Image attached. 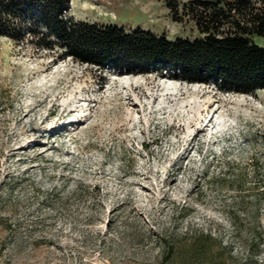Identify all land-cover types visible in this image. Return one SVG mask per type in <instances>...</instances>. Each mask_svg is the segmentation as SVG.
<instances>
[{
  "label": "rangeland",
  "instance_id": "obj_1",
  "mask_svg": "<svg viewBox=\"0 0 264 264\" xmlns=\"http://www.w3.org/2000/svg\"><path fill=\"white\" fill-rule=\"evenodd\" d=\"M68 16L199 35L163 0ZM58 54L0 36V264H264V88Z\"/></svg>",
  "mask_w": 264,
  "mask_h": 264
},
{
  "label": "trees",
  "instance_id": "obj_2",
  "mask_svg": "<svg viewBox=\"0 0 264 264\" xmlns=\"http://www.w3.org/2000/svg\"><path fill=\"white\" fill-rule=\"evenodd\" d=\"M163 1L175 20L191 18L199 35L172 40L151 30L74 20L70 0H0V36L58 48L59 56L101 71L107 65L128 72L164 68L233 92L264 88V45L253 39L264 38V0ZM255 196L264 204V189Z\"/></svg>",
  "mask_w": 264,
  "mask_h": 264
},
{
  "label": "bare ground",
  "instance_id": "obj_3",
  "mask_svg": "<svg viewBox=\"0 0 264 264\" xmlns=\"http://www.w3.org/2000/svg\"><path fill=\"white\" fill-rule=\"evenodd\" d=\"M71 111H73V109L70 110L69 112H71ZM74 121H76V119H74ZM58 124H59V123H58ZM58 124L54 125L51 129H53V128L55 129L56 127H58V126H59ZM59 127H60V126H59ZM61 127H62V126H61ZM51 129H50V130H51ZM56 132H57V131H56ZM53 135H54V134H53Z\"/></svg>",
  "mask_w": 264,
  "mask_h": 264
}]
</instances>
